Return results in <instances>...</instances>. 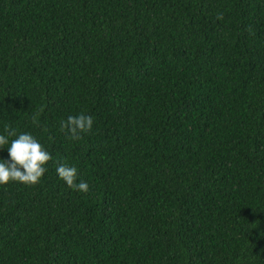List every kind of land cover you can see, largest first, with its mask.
Returning <instances> with one entry per match:
<instances>
[{"label":"trees","instance_id":"obj_1","mask_svg":"<svg viewBox=\"0 0 264 264\" xmlns=\"http://www.w3.org/2000/svg\"><path fill=\"white\" fill-rule=\"evenodd\" d=\"M6 126L52 160L0 186V264H264V0H0Z\"/></svg>","mask_w":264,"mask_h":264},{"label":"clouds","instance_id":"obj_2","mask_svg":"<svg viewBox=\"0 0 264 264\" xmlns=\"http://www.w3.org/2000/svg\"><path fill=\"white\" fill-rule=\"evenodd\" d=\"M33 123L38 124L36 117ZM93 117L83 113L76 116H68L60 122V131L69 140H80L84 134L91 132ZM7 135H0V148L9 143L8 137H16L10 143L8 160H0V186H6L10 182H17L25 186H35L47 171L46 165L52 160L51 154L29 133L17 136L15 129L5 127ZM57 175L66 186L74 191L87 193L89 186L86 182L77 183V169L59 163L56 168Z\"/></svg>","mask_w":264,"mask_h":264}]
</instances>
